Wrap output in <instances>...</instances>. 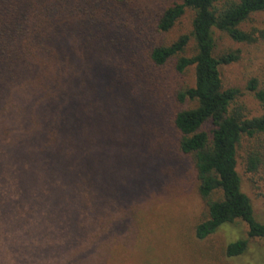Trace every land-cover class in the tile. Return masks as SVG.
I'll return each instance as SVG.
<instances>
[{"label":"trees","instance_id":"obj_1","mask_svg":"<svg viewBox=\"0 0 264 264\" xmlns=\"http://www.w3.org/2000/svg\"><path fill=\"white\" fill-rule=\"evenodd\" d=\"M135 4L136 0H0V72L24 92L21 98L31 110L26 152L31 156H26L28 165L24 161L19 201L22 208L33 210L20 216L19 234L14 236L10 229L0 239V249L18 250L1 264L113 261L117 241L111 236V208L106 203L101 210L100 196L114 179L102 163V146L95 143L104 104L97 89L98 55L103 52L107 59L113 28L139 15ZM189 10L190 31L167 37ZM261 12L264 0H171L145 24L152 27L145 59L174 76L172 94L178 109L171 122L205 204L195 225L196 237L207 239L236 221L248 226L246 238L226 246L227 256L245 253L251 238H264V223L256 218L238 171L244 142L264 136V111L246 112L239 102L240 87L225 82L223 69L240 59L241 49L219 50L216 35L226 34L238 43H264V28H243L252 14ZM247 89L264 109V75L252 77ZM263 167L264 143L259 141L248 147L246 171L256 173Z\"/></svg>","mask_w":264,"mask_h":264},{"label":"rangeland","instance_id":"obj_2","mask_svg":"<svg viewBox=\"0 0 264 264\" xmlns=\"http://www.w3.org/2000/svg\"><path fill=\"white\" fill-rule=\"evenodd\" d=\"M169 2L136 0L139 15H132L122 27L113 28L110 39L114 44L105 52L107 59L103 52L98 55L101 63L97 89L104 104L95 143L102 146L106 154L102 163H107L114 179L100 196L101 210L106 203L111 208V236L117 241L110 264H264V238H251L247 251L241 255L225 253L231 241L248 236V226L243 221L225 224L207 239L195 235L205 204L198 193L190 158L178 149L179 133L171 122L178 109L172 94L174 76L168 70L153 68L145 59L147 34L152 29L145 24L151 23L156 10ZM16 3L19 2L15 6ZM192 16V11H187L167 37L172 39L190 31ZM243 28H264V12L252 14ZM216 36L219 50L241 49L240 59L223 69L225 82L240 87L243 93L239 102L246 106V112L262 113L264 109L247 89V83L252 77L264 75V43H238L222 33ZM191 75L189 71L185 76L187 82ZM23 94L5 80L2 70L0 239L11 230L14 236L19 234L20 216L33 211L28 206L22 208L19 201L24 161L31 156L26 153L31 110L29 103L22 100ZM259 141L264 143V136L244 142L239 150L238 171L255 216L264 223V167L256 173L246 171L248 147ZM83 215L92 221L90 214ZM19 243L17 240L15 244ZM13 252L17 254L18 250L14 248ZM14 253L0 249V260Z\"/></svg>","mask_w":264,"mask_h":264}]
</instances>
